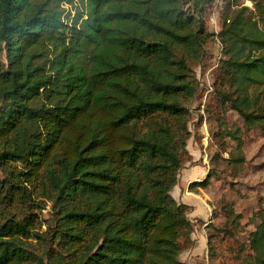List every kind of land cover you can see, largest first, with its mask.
<instances>
[{"label":"trees","instance_id":"16d2710c","mask_svg":"<svg viewBox=\"0 0 264 264\" xmlns=\"http://www.w3.org/2000/svg\"><path fill=\"white\" fill-rule=\"evenodd\" d=\"M250 1L224 0L230 89L216 96L264 131V0ZM187 2L82 0L67 22L46 1L0 0V264H183L195 223L171 191L191 159V63L213 35L204 0ZM231 213L214 229L233 264H264V208L247 244Z\"/></svg>","mask_w":264,"mask_h":264},{"label":"rangeland","instance_id":"374dc122","mask_svg":"<svg viewBox=\"0 0 264 264\" xmlns=\"http://www.w3.org/2000/svg\"><path fill=\"white\" fill-rule=\"evenodd\" d=\"M34 1H46L48 7L58 5L67 22L84 10L82 0ZM183 1L187 8L188 0ZM204 2L206 28L213 35L197 62L191 63L197 80L196 93L187 104L190 131L187 150L191 159L180 170L171 194L177 202L191 207L189 217L195 223L196 235L201 234L204 221L208 225L204 228L211 236L209 252L217 255L213 264H233L227 248L232 239L217 233L214 228L227 221V210H231L234 215H239L235 238L247 244L249 234L259 223L257 213L264 208V131L258 126L248 128L242 117L229 107L224 109L220 97L216 96L218 90L230 89L225 82L221 85L220 65L224 56L216 33L221 29L224 16L230 18L236 6L226 9L225 2L219 5L214 0ZM237 4L254 9L250 0H238ZM251 17L254 19L253 14ZM44 56L38 61L46 62L51 58L48 53ZM33 197L36 200L44 198L40 187H35ZM50 212V201L37 212L42 229L46 228ZM200 249L208 255L207 246ZM191 250L180 255L183 264L189 263L187 257Z\"/></svg>","mask_w":264,"mask_h":264},{"label":"crops","instance_id":"0c3cea01","mask_svg":"<svg viewBox=\"0 0 264 264\" xmlns=\"http://www.w3.org/2000/svg\"><path fill=\"white\" fill-rule=\"evenodd\" d=\"M206 225V222L204 221V223L202 224V231L200 232V235H196V229L194 230L192 237L194 239V245L192 247V250L190 251V255H188L187 257V261L189 263L187 264H210L208 261V255H207V251L206 254L201 253V249L200 247H206L207 246V233L206 230L204 228V226ZM198 225H196L197 227ZM198 232V230H197Z\"/></svg>","mask_w":264,"mask_h":264},{"label":"built area","instance_id":"2783aa9c","mask_svg":"<svg viewBox=\"0 0 264 264\" xmlns=\"http://www.w3.org/2000/svg\"><path fill=\"white\" fill-rule=\"evenodd\" d=\"M222 2H224V0H214V3H215L216 5H219V3H222Z\"/></svg>","mask_w":264,"mask_h":264}]
</instances>
